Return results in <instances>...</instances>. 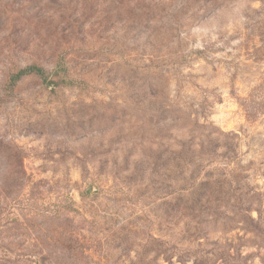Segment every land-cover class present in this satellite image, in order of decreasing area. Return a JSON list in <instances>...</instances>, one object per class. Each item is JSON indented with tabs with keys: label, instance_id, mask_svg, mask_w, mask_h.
Returning a JSON list of instances; mask_svg holds the SVG:
<instances>
[{
	"label": "rangeland",
	"instance_id": "obj_1",
	"mask_svg": "<svg viewBox=\"0 0 264 264\" xmlns=\"http://www.w3.org/2000/svg\"><path fill=\"white\" fill-rule=\"evenodd\" d=\"M0 264H264V0H0Z\"/></svg>",
	"mask_w": 264,
	"mask_h": 264
},
{
	"label": "trees",
	"instance_id": "obj_2",
	"mask_svg": "<svg viewBox=\"0 0 264 264\" xmlns=\"http://www.w3.org/2000/svg\"><path fill=\"white\" fill-rule=\"evenodd\" d=\"M29 74H34L38 76L40 79H42L43 82H46L44 71L37 66H30V67L20 70L18 73L15 74V76L13 77V80H18Z\"/></svg>",
	"mask_w": 264,
	"mask_h": 264
}]
</instances>
